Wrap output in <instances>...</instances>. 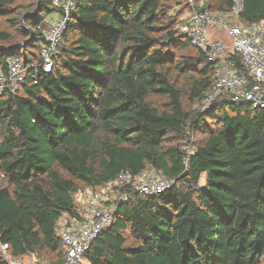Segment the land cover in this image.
Returning <instances> with one entry per match:
<instances>
[{
  "label": "trees",
  "instance_id": "1",
  "mask_svg": "<svg viewBox=\"0 0 264 264\" xmlns=\"http://www.w3.org/2000/svg\"><path fill=\"white\" fill-rule=\"evenodd\" d=\"M19 1L0 0L15 34L0 30L2 68L12 56L40 63L39 27L57 12ZM170 1L77 0L53 71L0 96V241L12 255L60 264L58 222L77 194L153 166L173 185L118 205L90 264H264V113L222 100L200 111L216 67L178 33L186 0L178 22ZM237 19L264 20V0H242Z\"/></svg>",
  "mask_w": 264,
  "mask_h": 264
},
{
  "label": "built area",
  "instance_id": "2",
  "mask_svg": "<svg viewBox=\"0 0 264 264\" xmlns=\"http://www.w3.org/2000/svg\"><path fill=\"white\" fill-rule=\"evenodd\" d=\"M77 0H52L57 12L47 18L39 29L44 34L38 65L24 64L21 57L7 59L0 67V96L16 95L25 83L28 72L39 68L50 73L58 55L67 22ZM236 7L227 14L212 12L203 0H186L187 13L178 33L201 51L216 70L203 93L200 111H208L219 101L246 103L264 113V20L243 24L238 21ZM223 32L226 42L217 37ZM237 56L238 58H236ZM184 150L190 154L189 146ZM173 180L160 169L146 166L137 176L121 172L118 178L95 190L77 194L75 215H63L58 222L62 258L60 264H90L89 253L98 236L108 229L117 206L126 204L131 194L154 197L170 189ZM2 264H46L36 257L18 258L9 246L0 241Z\"/></svg>",
  "mask_w": 264,
  "mask_h": 264
},
{
  "label": "rangeland",
  "instance_id": "3",
  "mask_svg": "<svg viewBox=\"0 0 264 264\" xmlns=\"http://www.w3.org/2000/svg\"><path fill=\"white\" fill-rule=\"evenodd\" d=\"M204 1L205 0H203V2ZM24 3H26L25 0H21V1H19L17 3L16 6L18 7V11L19 12L22 11V7H23ZM178 3H180V5ZM236 4H237V2H236ZM169 6H170L169 15L172 16L173 18L177 17V22H178L179 18H180L178 13L182 10V7H184L183 0H171L169 2ZM12 25H13V22H10L9 20L3 19V18L0 19V30L5 31L6 33H8V34L13 36L15 34H14V29L12 28L13 27ZM219 38L226 42V37H225V34L223 32L220 33ZM1 44H3V43L0 42V46H1ZM189 52H194V51L191 50V49H188V50H176L175 51L176 55H178V56L187 54ZM192 109L197 110L198 107L195 105V106H193ZM191 141H193L192 138H191ZM203 178L204 177L202 176L201 179H200V184H202L204 182ZM40 260L43 261V262H46V259H44V258H40Z\"/></svg>",
  "mask_w": 264,
  "mask_h": 264
},
{
  "label": "water",
  "instance_id": "4",
  "mask_svg": "<svg viewBox=\"0 0 264 264\" xmlns=\"http://www.w3.org/2000/svg\"><path fill=\"white\" fill-rule=\"evenodd\" d=\"M241 5H242V0H238L237 9H240L241 8ZM23 19H24V17H23ZM12 49H15V50H18L19 51L21 49V46L20 45H16V46L12 47Z\"/></svg>",
  "mask_w": 264,
  "mask_h": 264
},
{
  "label": "crops",
  "instance_id": "5",
  "mask_svg": "<svg viewBox=\"0 0 264 264\" xmlns=\"http://www.w3.org/2000/svg\"><path fill=\"white\" fill-rule=\"evenodd\" d=\"M54 16H55V14L51 15V16L48 17V18H53ZM219 35H220V33L217 34V37H218V38H219Z\"/></svg>",
  "mask_w": 264,
  "mask_h": 264
}]
</instances>
